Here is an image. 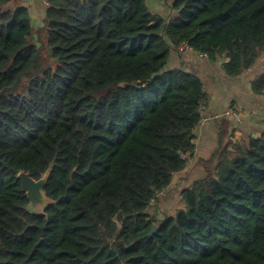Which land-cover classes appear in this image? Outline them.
<instances>
[{
	"label": "trees",
	"instance_id": "trees-1",
	"mask_svg": "<svg viewBox=\"0 0 264 264\" xmlns=\"http://www.w3.org/2000/svg\"><path fill=\"white\" fill-rule=\"evenodd\" d=\"M9 2L0 0V264H264V127L241 143L222 117L184 207L148 211L188 166L208 104L198 75L167 68L172 50L225 55L223 70L239 76L264 60V0H173L169 17L148 0H49L38 27ZM252 89L264 96V68ZM53 161L46 191L57 202L33 214L18 173L39 179Z\"/></svg>",
	"mask_w": 264,
	"mask_h": 264
},
{
	"label": "crops",
	"instance_id": "crops-1",
	"mask_svg": "<svg viewBox=\"0 0 264 264\" xmlns=\"http://www.w3.org/2000/svg\"><path fill=\"white\" fill-rule=\"evenodd\" d=\"M16 3H22L29 8L35 27L44 24L46 5L43 0H10L9 6ZM176 14L174 13L173 16ZM227 59L225 55L212 59L208 55L198 53L190 48L180 50L176 47L171 52L167 64L168 69L183 68L202 79L208 94V104L203 114L209 119L201 121L195 130L194 142L197 147L193 155L190 156L188 166L176 174L172 184L160 198L163 200L161 216L170 206L169 199L171 197L175 196L181 200L180 194L183 188L206 176L207 164L205 161L210 159L218 146L222 127V118L214 117L216 114L230 107H235L243 112L244 119L241 122L226 118L230 123V129L235 130L237 140L240 142L239 137L243 139L241 143H245V138L250 135L257 136L258 131L264 127V96L256 94L252 89V80L264 68V60L259 58L251 68L237 77H231L223 70V62ZM175 203L176 201L172 200L171 204Z\"/></svg>",
	"mask_w": 264,
	"mask_h": 264
},
{
	"label": "water",
	"instance_id": "water-1",
	"mask_svg": "<svg viewBox=\"0 0 264 264\" xmlns=\"http://www.w3.org/2000/svg\"><path fill=\"white\" fill-rule=\"evenodd\" d=\"M135 85H138V82H134ZM55 161H53L48 169L41 175L39 179H35L31 176L29 171L21 170L18 173V178L22 183V190L26 192L29 203L26 206V209L33 214L46 215V208L57 202L55 199L49 197L46 191V185L48 183L49 177L54 169ZM158 225L154 224L149 232L151 235Z\"/></svg>",
	"mask_w": 264,
	"mask_h": 264
},
{
	"label": "rangeland",
	"instance_id": "rangeland-1",
	"mask_svg": "<svg viewBox=\"0 0 264 264\" xmlns=\"http://www.w3.org/2000/svg\"><path fill=\"white\" fill-rule=\"evenodd\" d=\"M172 4H173V0H148V6L150 8V10L156 14V15H163V16H166V17H169V16H173L174 13H176L175 10H173V7H172ZM26 91L24 90V93ZM241 142V137L238 138ZM249 138H245L244 141H248ZM206 163V162H205ZM161 200V199H160ZM156 200L154 201L150 207L148 208V211L149 213L151 214H156L158 217H162L161 216V211H162V202L163 200ZM169 203H170V206L167 208V211L166 213H175L178 209H181L184 207V202L182 200H179L178 198H176L175 196L174 197H171L169 199ZM172 200L173 201H176L175 204H171L172 203ZM180 202L178 204V206H176V204ZM177 207V208H175ZM179 207V208H178ZM164 213V212H162Z\"/></svg>",
	"mask_w": 264,
	"mask_h": 264
},
{
	"label": "built area",
	"instance_id": "built-area-1",
	"mask_svg": "<svg viewBox=\"0 0 264 264\" xmlns=\"http://www.w3.org/2000/svg\"><path fill=\"white\" fill-rule=\"evenodd\" d=\"M43 1H44V4L46 6H49L50 5L49 0H43ZM177 48L180 49V50H186V49H189L190 47H189V45L187 43H182ZM204 109H205V107H203L201 109V113H202V119H201V121L202 122L207 121L209 119V117L204 116V114H203ZM214 117H218V118H222V117L231 118V119H234V120H236L238 122H241L244 119V114H243V112L240 109H237L235 107H230V108L222 111L221 113L216 114ZM159 195L160 194H158L157 196H159Z\"/></svg>",
	"mask_w": 264,
	"mask_h": 264
}]
</instances>
